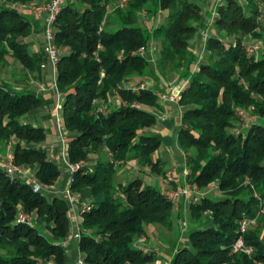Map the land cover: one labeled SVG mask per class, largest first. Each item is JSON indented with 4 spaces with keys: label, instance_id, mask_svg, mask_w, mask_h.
<instances>
[{
    "label": "trees",
    "instance_id": "1",
    "mask_svg": "<svg viewBox=\"0 0 264 264\" xmlns=\"http://www.w3.org/2000/svg\"><path fill=\"white\" fill-rule=\"evenodd\" d=\"M263 1L224 0L216 8V37L205 42L206 61L193 70L198 58L189 43L203 26L205 0H65L53 23L59 53L55 83L63 95L62 127L70 136L68 162L79 164L69 189L88 187L93 198L81 213L77 246L83 264H151L154 252L136 244L147 235L145 225L174 227L173 202L165 193L140 178L122 183L118 177L132 159L163 174L161 162L153 158L161 137L149 132L157 124L151 109L162 106L156 93L141 87L155 71L162 76L179 72L187 80L178 99L187 108L176 137L185 156L186 181L198 189L215 183L222 195L188 204L190 223L196 226L187 233L189 244H181L168 264L264 263L263 216L244 232L239 229L240 220L255 218L264 203V124L236 129L238 109L264 116ZM31 2L0 0V65L14 59L26 75L40 79L45 52H32L30 43L22 41L32 32L22 12ZM224 37L234 43L226 46ZM246 38L262 42L257 54L247 52ZM152 42L157 45L154 61L137 52L141 46L148 51ZM41 104L32 91L0 85V146L13 141L14 162L28 165L42 184L35 192L0 169V264H66L63 242L71 234L70 209L61 196L49 198L43 191L61 170L41 146L44 129L20 120ZM91 155L95 162L90 168L85 162ZM17 205L36 212L51 236L16 223ZM207 217L211 225L200 227ZM238 238L251 254L233 250Z\"/></svg>",
    "mask_w": 264,
    "mask_h": 264
},
{
    "label": "crops",
    "instance_id": "2",
    "mask_svg": "<svg viewBox=\"0 0 264 264\" xmlns=\"http://www.w3.org/2000/svg\"><path fill=\"white\" fill-rule=\"evenodd\" d=\"M47 0H32V4H28L22 8V12L27 16V18L32 22V32L29 36L22 39L23 42L30 43V49L32 52H37L38 50L42 49L44 46V39L42 35V24L43 19L45 16L44 12H39L35 10V7L45 3ZM208 7L206 12H204V21L203 26L197 29V34L195 38L189 43V47L195 56L200 59L199 54L203 51L205 42L209 37H216L215 30L212 26V19L210 16L213 14L216 15V8L219 5L218 0H211L208 3ZM34 5V6H33ZM261 13L262 8H264V1L261 2L259 5ZM264 15L261 14V17ZM142 18V16L140 15ZM153 20V19H152ZM216 20V19H215ZM227 43H225L224 39L222 42L226 45H232V41H229L228 37L225 38ZM229 41V42H228ZM252 42L255 43L254 40ZM253 44V43H251ZM197 59V60H198ZM201 62L195 61L193 64V70H196ZM46 64L43 68L42 75L40 79H35L32 74L28 75V79L26 78L23 81L16 80V89L17 91H32L38 96H40L43 100V104L40 106L30 110L27 112L26 118L24 119V123H31L34 126L42 127L46 134V139L44 144L47 146L48 156L52 162H54L59 168H62V173L54 187V192H62L64 189L69 185L71 173L66 167V161L68 158L66 154H64V146L63 144L56 141L55 137L57 136V125L56 121L54 122L52 114L54 107L57 102L62 101L63 95L58 92L56 88L52 86L51 82V75H52V68ZM166 78V80H165ZM160 75L157 71L154 72V75L151 77H147L144 81L143 87L152 90L157 95L160 92L174 90L175 87L179 89H183L186 84L187 80L180 76L179 72H172L166 75V77ZM51 79V80H50ZM1 85V84H0ZM41 86H45L44 90H41ZM114 93H111L110 96L113 97ZM115 97V96H114ZM160 102V101H159ZM162 109L152 108L151 110L157 116V124L149 130L151 133L159 134L161 137V144L159 148L153 154V158L157 159L161 162L162 169L165 173L171 174L174 178L179 180V183L184 181L183 171L185 168V156L182 150H180L175 143V147L173 146V135L175 136L176 129L179 127L180 121L176 120V117L180 119L181 113L187 106H181L178 104L177 101H166L160 102ZM174 114H177L176 116ZM25 117V116H24ZM53 137V138H50ZM177 137V136H176ZM170 138V139H169ZM171 140V142H170ZM95 162V155H91L86 160V165L90 168L93 166ZM134 160L127 161L122 166L125 168H130V165L134 168L133 164ZM168 164V167L165 165ZM123 169V168H121ZM124 170V169H123ZM123 170L119 171L118 177L119 180H122V183L128 181V175L123 174ZM131 173L129 176L131 179L140 178L144 184H156L155 180L157 178L154 176L152 172H150L148 167H141L135 168L132 171L129 170ZM136 172V174L134 173ZM132 176V177H131ZM162 182H160L161 184ZM159 185V183H158ZM163 185V184H161ZM78 195L80 197L81 203H76L72 211L70 212V228L72 238L70 239V244L68 250L65 251L66 254V264H73V260L78 256V238L76 237L77 233H80L81 227V220H82V210L83 205H88L92 202L93 198L90 194V189L88 187L82 188ZM214 197H222V195L218 192H215L213 195ZM180 204V203H179ZM178 204V205H179ZM185 207V205H184ZM203 223V224H202ZM204 225V226H203ZM211 225L207 222H201L200 227H207ZM154 227L153 225H146L145 229L147 232L146 237L152 239L151 229ZM152 242V241H151ZM157 250H153L155 254V260L151 264H168L169 259H163L165 257H161V252L159 253ZM164 251V249L162 248ZM150 252V251H149ZM169 258V257H168Z\"/></svg>",
    "mask_w": 264,
    "mask_h": 264
},
{
    "label": "rangeland",
    "instance_id": "3",
    "mask_svg": "<svg viewBox=\"0 0 264 264\" xmlns=\"http://www.w3.org/2000/svg\"><path fill=\"white\" fill-rule=\"evenodd\" d=\"M240 4H243L245 5L246 4V0H237ZM209 3V0H205L203 6H202V9H203V12H206L207 10V7H208V4ZM261 4V3H260ZM219 6V5H218ZM261 12V10H260ZM262 12L261 14L264 15V8H262ZM140 15L142 16V23L144 26H148L150 23H149V19H147L144 15V13H140ZM211 18H209L210 20L212 19V26L214 25V22H215V19L218 18V13H217V10H216V15H212L210 16ZM264 17V16H263ZM160 20H162L161 18H158L155 20V23H158L160 22ZM214 28V26H213ZM215 30V28H214ZM216 33V32H215ZM43 35V33H42ZM227 37H224V41L225 43H227V40L225 39ZM43 39H44V35H43ZM229 41H232V43H234L233 39L232 38H228ZM253 39H249V38H246V46L249 47L251 45H255V44H260L259 48H262V42L260 40H255V43L252 42ZM228 41V42H229ZM253 43V44H251ZM259 48L257 50H259ZM140 49V48H139ZM139 49L137 50V52L140 54V55H143V56H148L150 57V59L152 61L155 60L156 58V52H157V45L152 42L150 43V46H149V50L148 51H144L143 53H140L139 52ZM247 50V48H246ZM257 50L254 51L255 54H257ZM248 52V50H247ZM206 51H205V48L203 49V51L199 54L200 56V59L196 60L197 62H205L206 61ZM49 64V63H47ZM51 67V65L49 64L48 67ZM197 70V69H196ZM28 74V73H27ZM27 76V77H26ZM164 78L166 76H163ZM28 79V75H26V72L21 69V67L19 66L18 62L14 59H10L8 63L4 64V65H0V84L9 88L10 90H14V91H17L15 90L16 89V83L15 81L16 80H20V81H23L25 79ZM52 79V80H51ZM51 82H52V86L54 88L57 89L56 87V83L53 84V75H51ZM166 80V78H165ZM177 89H179L178 87H175L173 92L176 91ZM42 90V89H41ZM58 90V89H57ZM20 92V91H19ZM59 92V91H58ZM171 90H168V91H164L162 93H170ZM158 100L160 102H162L159 98ZM168 100H165L163 102H166ZM114 104H117L118 101H112ZM162 102V103H163ZM178 102V101H177ZM61 104V101L60 102H57L56 104ZM56 106V105H55ZM55 108V107H54ZM250 115L252 116H255L257 117V119L261 122L264 123V116H260L258 114H252V113H249ZM175 116L177 114H174ZM25 116V117H24ZM57 116H60L61 117V108H58L57 109V112L55 113V110H53V114H52V117H53V120L54 122L57 121ZM26 118V115H23L20 120L21 122H24V119ZM176 120L177 121H180V119H178L176 117ZM246 127L244 125H242V123H237L236 125V129L237 130H244ZM178 128L176 129V132H177ZM64 134L67 136L65 137L66 140H68V138L70 137L66 132H64ZM176 136H177V133L175 134V136L173 135V146L175 145L176 143ZM50 138H53V137H50ZM64 138V139H65ZM56 141L61 143V138H60V135H59V131H57V136L55 137ZM170 139V138H169ZM13 142V141H12ZM12 142H9L6 146H0V159H5L8 155H12ZM171 142V140H170ZM42 148L48 150L47 146L43 143L41 144ZM175 147V146H174ZM134 160L133 164H134V168L132 167V165H130V168H125V166H121V168L123 169H119V171L123 170V174L124 176L125 175H128L127 177L129 178V180H131L130 178V174L133 173V172H129V170H135V168H141V165L137 162L136 159H132ZM130 161V160H129ZM15 163V162H14ZM16 164V163H15ZM17 165V164H16ZM66 167L68 168V170L70 171L71 173V176H70V181H69V185L64 189V191L66 189H69L70 188V184H71V180H72V173L74 172V170L72 171L70 169V167H68V161H66ZM19 166H24L27 170V173H26V178L25 182H28L27 180V177L29 176V174H31L33 176V172L32 170L30 169V167L26 164H23V165H19ZM165 167H168V164L165 165ZM61 170V173H62V168H60ZM187 172L188 170L186 168H184V171H183V176H184V181L182 183H179V180L177 178H174L171 174L169 173H165L163 171V174H156V173H153L154 176L157 178V180H155L156 184H151V185H154L156 186L157 188H159L163 193H165L166 195V192H169V191H172V189L174 190L177 185L178 186H181L182 188L184 186H188L189 188V193L188 195L186 196H180L179 198H177V200H171L173 202V206H174V210H173V225L174 227H172L171 229H165L161 226H158V225H153L154 227H152L151 229V234H152V239H150L149 237L147 238L146 236H142L140 237L136 244L137 246L143 251V252H152L153 250H157L158 248H160V250L158 251L159 253L161 252L162 255H160L163 259H166L169 261L171 260L173 254L176 252L177 248L181 245V244H189L188 240H187V233L193 229L196 224L193 222V224H191L190 222V217H189V212H188V204L190 202L192 203H197V202H200V200L202 199L203 196L205 195H208V196H212L214 197L213 195L215 194V192H219L217 189H216V186H215V183H210L209 185H207L204 189H198V188H195L193 186H191L187 181H186V176H187ZM136 174V172H134ZM132 175V174H131ZM34 177V176H33ZM132 177V176H131ZM58 181V180H57ZM56 181V182H57ZM56 182L52 185H47L44 187V194H46L49 198L54 195V194H57L59 196H61L63 199H64V191L62 192H54V185L56 184ZM122 182V180H121ZM160 182H162L161 185ZM144 183V182H143ZM159 183V185H158ZM147 185V184H145ZM71 191V190H70ZM74 196L79 200H80V197L78 195V192H73L71 191ZM221 194V193H220ZM214 198H218V197H214ZM65 200V199H64ZM66 201V200H65ZM180 203V204H179ZM261 207L257 213V215L255 216V218H250V219H254V223L253 224H250V225H254L256 223V220L257 218L261 217V220L264 224V203L263 201L261 200ZM68 204V203H67ZM179 204V205H178ZM185 205V207H184ZM68 207H69V204H68ZM17 209L19 210H22V208L20 207V205H17L16 206V212H17ZM23 211V210H22ZM25 214H29L30 217H31V224L32 226H36L41 232H43L45 235L47 236H51L50 235V232L46 229L44 223L42 222V220L40 219V217L38 216V214L36 212H25L23 211ZM16 214V213H15ZM15 219V217H14ZM201 222H207V223H210L211 222V218L207 217V218H204ZM200 222V223H201ZM27 224V223H25ZM203 224V223H202ZM146 226V225H145ZM200 226V225H199ZM204 226V225H203ZM249 226V225H248ZM247 226V227H248ZM246 227V228H247ZM80 232L82 231L81 230V227H80ZM77 234H80V233H77ZM70 236V235H69ZM72 238V237H71ZM261 240L264 242V225L262 226L261 225ZM152 241V242H151ZM237 243H238V239L236 240L235 244L233 245V250L234 251H238V250H241L243 252H245L246 254H251L252 252V249L250 246H246L244 245L243 241H242V245L240 246H237ZM69 244H70V239H66L64 242H63V246H65V251L68 250L69 248ZM235 246V247H234ZM162 248L164 249V251L162 250ZM156 252V251H155ZM65 257H66V254H65ZM79 257H82L83 259V255L79 252V248H78V256L73 260V264H75L76 260L79 258ZM169 257V258H168ZM67 258V257H66ZM169 263V262H168ZM44 264H53L51 262H44ZM256 264H264L262 262H257Z\"/></svg>",
    "mask_w": 264,
    "mask_h": 264
},
{
    "label": "built area",
    "instance_id": "4",
    "mask_svg": "<svg viewBox=\"0 0 264 264\" xmlns=\"http://www.w3.org/2000/svg\"><path fill=\"white\" fill-rule=\"evenodd\" d=\"M224 0H218L219 5L223 2ZM65 0H47L45 3H42L38 6L35 7L36 11L39 12H44L45 16L43 19V24H42V33L44 35V46H43V50L45 52V63L42 64L41 66L44 68L46 66L47 63H49L51 65L52 68V75H53V84H55V77H56V66H57V62H58V57H59V53L57 48L55 47L54 43H53V37H54V27H53V23L55 20V17L57 15V13L59 12L61 6L64 4ZM209 2H211V0H209ZM260 44H255V45H251L249 47H247V50L249 53H253L254 51H256L260 46ZM145 51L144 47H140L139 52L143 53ZM141 87H143V84L141 85ZM41 89L44 90L45 86H41ZM182 89H177L176 91L173 92V90H171V92L168 93H162L160 92L158 94L159 99L163 102L165 100L168 101H178L179 99V95ZM61 108V104H56L54 110L55 113L57 112V109ZM238 114L241 117V123L242 125H244L245 127L249 126L252 123H259L261 121H259L257 119V117L250 115L249 113H247L246 111L242 110V109H238ZM262 124H264L263 122H261ZM56 125H57V129L59 131V135L61 138V142L64 146V154H66V146H67V140L65 137H67L64 134V129L62 127V119L60 116H57V121H56ZM65 138V139H64ZM67 156V154H66ZM68 167H70V169L73 171H75L79 164H70L68 162ZM0 169L3 170L7 175L11 176V177H17L20 178L22 180H25L26 178V173L27 170L24 166H19L16 165L14 163V157L12 155H8L5 159H0ZM27 183L30 184L33 188V191L38 192L39 190L42 189V184L40 183L39 180H37L35 177H33L31 174H29V176L27 177ZM189 188L188 186H184L183 188L181 186H178L172 191L166 192V196L171 199V200H177V198H179L180 196H186L189 193ZM64 199L66 200V202L69 204V209L70 212L72 211V209L74 208L76 203H81L75 196L74 194L70 191V189H66L64 191ZM87 205H83V209L86 208ZM14 221L16 223H27V224H31L32 220L30 215L25 214L22 210H18L15 214V219ZM254 223V219H250V218H242L239 222V229L240 232H244V230L246 229V227L250 224ZM72 236H69L68 239H71ZM77 238H79V234L76 235ZM242 245V240L241 238H238V243L237 246ZM235 247V246H234ZM75 264H83V259L82 257H79Z\"/></svg>",
    "mask_w": 264,
    "mask_h": 264
}]
</instances>
